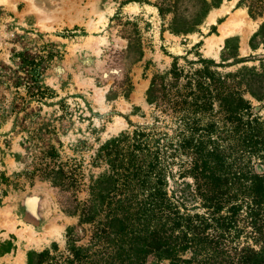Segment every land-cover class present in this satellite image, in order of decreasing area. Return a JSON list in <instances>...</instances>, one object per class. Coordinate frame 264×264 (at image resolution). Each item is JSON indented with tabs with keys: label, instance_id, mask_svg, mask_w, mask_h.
I'll return each instance as SVG.
<instances>
[{
	"label": "rangeland",
	"instance_id": "1",
	"mask_svg": "<svg viewBox=\"0 0 264 264\" xmlns=\"http://www.w3.org/2000/svg\"><path fill=\"white\" fill-rule=\"evenodd\" d=\"M156 1L0 0V170L12 181L0 188V264H27L29 252L54 244L64 250L69 227L84 237L80 244L88 242L90 226H78L79 214L67 212L78 202L82 206L91 179L107 172L95 160L100 148L138 127H157L171 136L178 132L177 122L147 101L152 78L165 75L175 58L190 69L187 61L200 55L221 64L222 74L264 69V0H219L188 34L171 32L173 15L163 20ZM179 7L184 28L199 3L182 0ZM245 99L253 117L264 122V100L250 94ZM208 122L204 118L202 126ZM50 148L57 163L82 183L76 195L28 178L37 165L50 162L44 159ZM186 160L177 159L170 193L193 189L190 178L179 176ZM237 231L233 247L253 243L244 219ZM42 240L40 247L32 244ZM4 244L11 252L2 253ZM148 264L169 262L151 258Z\"/></svg>",
	"mask_w": 264,
	"mask_h": 264
},
{
	"label": "trees",
	"instance_id": "2",
	"mask_svg": "<svg viewBox=\"0 0 264 264\" xmlns=\"http://www.w3.org/2000/svg\"><path fill=\"white\" fill-rule=\"evenodd\" d=\"M181 1L155 3L163 20L173 15L176 34L196 31L220 4L197 0L196 16L180 28ZM187 63L190 69L175 58L147 91L148 103L172 117L178 132L138 127L107 141L95 158L107 172L91 179L88 199L67 212L79 214L78 226H90L88 242L80 244L84 237L69 227L64 250L54 244L31 251L27 264H148L151 258L169 264H264V122L253 117L245 99L250 94L264 100V69L222 74L221 64L200 55ZM204 118H210L206 127ZM180 156L187 160L179 176L190 178L193 189L170 193L168 179ZM44 159L50 162L29 172L31 181L38 177L74 195L82 189L77 175L57 163L54 148ZM11 184L0 170V188ZM242 219L253 243L233 247ZM1 247L4 254L12 250L10 244Z\"/></svg>",
	"mask_w": 264,
	"mask_h": 264
},
{
	"label": "bare ground",
	"instance_id": "3",
	"mask_svg": "<svg viewBox=\"0 0 264 264\" xmlns=\"http://www.w3.org/2000/svg\"><path fill=\"white\" fill-rule=\"evenodd\" d=\"M215 17H216V14H214V13H212V14L209 15V18L208 19H209V23L210 24H213L215 22ZM205 30L207 31V28H205ZM223 32H226V29L225 28L223 29ZM47 235H46V238L48 237ZM43 243H44V241L42 240L40 242H34L32 244L34 246H36V247H40L41 245H43ZM19 264H23V262L21 261Z\"/></svg>",
	"mask_w": 264,
	"mask_h": 264
}]
</instances>
